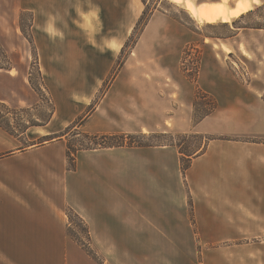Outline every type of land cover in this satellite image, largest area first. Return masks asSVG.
<instances>
[{"label":"crops","instance_id":"1","mask_svg":"<svg viewBox=\"0 0 264 264\" xmlns=\"http://www.w3.org/2000/svg\"><path fill=\"white\" fill-rule=\"evenodd\" d=\"M70 1L71 23L79 25L81 33L85 34L81 37L84 45L95 39L98 48L108 52L121 51L133 22L143 10L137 0ZM62 3L63 0H19V7L33 14L31 27L40 57L47 55L41 42L45 37L43 32L48 29L46 25L51 23L44 9H57ZM84 14L89 15V21L84 19ZM38 24L45 25L42 33L35 30ZM89 28L97 32L92 35L94 39L89 35ZM240 35L242 32H238L235 39ZM232 39L218 38L229 43ZM145 41L148 38L143 34L133 46L129 59L136 52L146 50L142 45ZM129 59L94 112L81 124L84 132L130 133L143 132L146 128L136 129V124L121 111L124 103L128 105V112L133 114L137 101L141 104L148 102L145 96L142 99L137 97L136 83L132 78H123L124 72L130 73ZM5 71L12 72V69ZM9 78L20 80L25 87L26 82L30 84L27 75ZM193 87L195 89L197 85ZM208 90L212 92V89ZM240 93L230 103L222 102V98L215 94L219 106L194 124V132H205L206 122L222 114L239 121L241 127L235 131L264 138L262 96L249 95L244 87ZM24 95L20 103L31 106L37 102L33 91H26ZM191 95H185L188 101L192 99ZM85 97L89 96L81 95L82 103H86ZM81 110L82 106H79ZM56 113L42 126L48 129L45 134L56 132L50 127ZM75 118H70L67 125ZM35 127L38 126H30L21 137H15L0 126V264H100L69 234L71 222L67 208H72L84 220L95 247H113L115 235L120 231L144 235L149 231L181 232L184 220L189 219V229L197 234L199 246L230 242L232 244L226 248L233 249L236 242L232 241L242 240L244 242L238 246L250 249L257 245L263 253L264 140H210L187 170L188 193L185 199V174L176 145L80 150L75 169H69L65 136L43 145L19 144L25 135L36 134V139L46 136L36 133ZM146 129L155 132L156 126ZM163 129L171 130L166 125ZM56 147H59L62 158L49 154L51 150L56 152ZM179 174L182 180H179ZM189 200L192 213L185 210V203ZM229 251H225V259Z\"/></svg>","mask_w":264,"mask_h":264},{"label":"rangeland","instance_id":"2","mask_svg":"<svg viewBox=\"0 0 264 264\" xmlns=\"http://www.w3.org/2000/svg\"><path fill=\"white\" fill-rule=\"evenodd\" d=\"M29 1L31 0H25ZM137 1L140 10H143L133 22L127 43L121 51L110 52L95 44L92 35L97 32L94 29H88L94 41L84 45L86 43L81 37L85 34L81 33L79 25L71 23L73 14L70 0H63L61 7L57 9L45 8L44 14L51 19L46 27L51 25L56 34L50 35L48 30L43 32L45 37L41 43L47 50V55L40 57L31 27L32 12L21 9L19 0H0V63H5L8 59L12 67V72L0 70L2 125L20 134L30 122L37 123L41 125L35 127L34 131L40 135H48L49 133L45 134L48 129L42 126L57 112L50 126L56 132L49 137L64 134L67 146L71 145L74 150L100 149L95 148L98 145L86 136L87 132L81 130V125L75 127L77 130H72L71 134L67 131L94 112L124 62L129 59L133 46L144 34L148 38L142 44L146 50L136 52L129 59L130 73L124 72L123 78H132L136 83L137 97L142 99L145 96L148 102L141 104L137 101L133 114L128 112L126 103L121 105V111L136 124V129L156 126V130L148 132L144 128L143 132L127 134L139 135L136 137L138 141L173 143L179 152L194 156L203 153L205 146L213 139L264 140L260 135L235 131L241 127L239 121L222 114L206 122L205 132L196 133L193 130L194 124L219 106L216 95L222 98V102L230 103L236 95L241 94L244 87L248 89L249 95L262 96L264 100V0L241 17L232 18L229 23L219 20L214 24L193 18L182 4L172 0H146L150 8L157 9L152 20V16L145 19L142 18L145 5L142 0ZM235 1L227 0V3L233 5ZM84 19L89 21V15L84 14ZM38 25L35 30L41 32L45 25ZM238 32H242V35L235 39ZM229 37L233 38L232 43L218 40ZM222 43L233 47V51L227 53L214 46ZM241 44L246 47L249 56L242 52ZM25 75L33 80L32 84L30 80V84L26 82L27 87L20 80L9 78ZM193 85L197 87L194 89ZM121 90L127 92L125 89ZM26 91H33L37 97L35 104L29 106L19 102L24 99ZM83 94L89 96L84 98L86 103H82ZM191 94L193 97L188 101L187 96H192ZM224 105L222 103V107ZM79 106H82L81 112ZM75 116V120L67 125V121ZM164 125L171 130L164 131ZM29 136H22L19 144L28 146L33 143H50H40L44 136L37 139L36 134ZM56 148V152L51 150L49 154L57 159L62 158L58 152L59 147ZM65 148V157L68 159L67 147ZM181 158L182 163L187 162L183 154ZM184 176L183 195L186 199L188 187L186 174ZM178 177L182 180L180 174ZM185 210L192 213L190 200L185 203ZM71 220L73 233L82 243H90L89 249L100 264H264V251L262 253L255 244L250 249L238 246V243L244 242L242 240L232 241L236 242L233 249L226 248L232 244L230 242L199 246L197 234L189 229V219L184 220L183 231L177 233L149 231L144 235L134 234L132 231L117 232L113 247L93 246L80 220L73 214ZM226 250H231L227 259L224 257Z\"/></svg>","mask_w":264,"mask_h":264},{"label":"trees","instance_id":"3","mask_svg":"<svg viewBox=\"0 0 264 264\" xmlns=\"http://www.w3.org/2000/svg\"><path fill=\"white\" fill-rule=\"evenodd\" d=\"M142 2L145 5V9L143 11V15H142L143 17L142 18L148 19L152 16V14L155 12V10L157 8L156 7L150 8L149 5L147 4L146 0H142ZM11 68H12L11 63L8 59H6L5 63H0V69L8 70ZM29 80L32 84L33 83L32 78H30ZM6 115H7V113H6ZM3 117L5 118V115ZM82 121H84V119H82ZM82 121L75 124L73 127H69V130L67 131V133L71 134L72 130H74L73 132H75V130H77V129H74V128L77 127L78 125L80 126L82 124ZM39 125H41V124L30 122V124H28L27 128H29L30 126H39ZM0 126L2 128H4L10 135L15 136V137H21V134L27 130V128H26V130H24L20 134H16V133H14V131L10 130L8 128V126L2 125L1 120H0ZM77 133H80V132L77 131ZM63 135L64 134L57 136V137H49V136H52V134L46 135L44 137H41L44 140L41 141L40 143H44L45 141L51 142V140H53L54 138H58V137H61ZM86 136H89V138H91V141L96 143V145H98V147H95V148H107V147H129V148H132V147H146V146H155V145H164V144L174 145L173 143H159V144H157V143L138 141L136 139V137H138L139 135L127 134V133H108V134H88V133H86ZM142 137H144V136H142ZM205 147H207V145ZM89 148H91V147H89ZM78 151H79L78 149L74 150L71 145L67 146V158H68V163H69L68 164L69 169H75V167H76V154L78 153ZM180 153L183 154L184 159L187 160L186 163H182L183 157L181 158V169H182V172L184 174H186L187 170L190 168V166L192 164L193 158L196 157L197 155H199L200 153L197 154L196 156H194L193 154H186L183 151H180ZM67 213L69 215L70 222H71V225H69V228H68L69 234L84 248V250H86L94 259H96L95 255L89 249L91 246L90 243H89V245L82 243L77 238V236L73 233V231H72V220H71L72 214L74 216H76L80 220V222L84 225V227H85V229L89 235V238H91L88 226L86 225L84 220L72 208H67Z\"/></svg>","mask_w":264,"mask_h":264},{"label":"bare ground","instance_id":"4","mask_svg":"<svg viewBox=\"0 0 264 264\" xmlns=\"http://www.w3.org/2000/svg\"><path fill=\"white\" fill-rule=\"evenodd\" d=\"M178 4H182L193 18L198 19L200 22L206 21L207 23H217L219 20L225 23L231 22L232 18H239L243 14L253 9L255 4H260L261 0H236L235 4L229 5L227 0L221 1H198V0H172ZM215 47H220L227 53L233 51V47L228 44L222 43L220 46L214 44ZM240 49L242 52L249 56L250 53L246 47L241 44Z\"/></svg>","mask_w":264,"mask_h":264},{"label":"clouds","instance_id":"5","mask_svg":"<svg viewBox=\"0 0 264 264\" xmlns=\"http://www.w3.org/2000/svg\"><path fill=\"white\" fill-rule=\"evenodd\" d=\"M47 30L49 31L50 35L54 36L56 34L51 25H49Z\"/></svg>","mask_w":264,"mask_h":264}]
</instances>
